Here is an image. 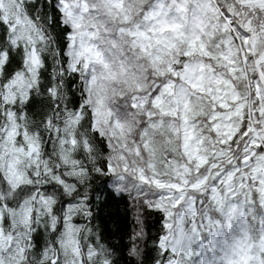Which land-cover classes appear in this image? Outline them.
I'll use <instances>...</instances> for the list:
<instances>
[{"label": "snow or ice", "instance_id": "snow-or-ice-1", "mask_svg": "<svg viewBox=\"0 0 264 264\" xmlns=\"http://www.w3.org/2000/svg\"><path fill=\"white\" fill-rule=\"evenodd\" d=\"M0 264H264V0H0Z\"/></svg>", "mask_w": 264, "mask_h": 264}, {"label": "trees", "instance_id": "trees-1", "mask_svg": "<svg viewBox=\"0 0 264 264\" xmlns=\"http://www.w3.org/2000/svg\"><path fill=\"white\" fill-rule=\"evenodd\" d=\"M92 186L96 190L90 189V199L96 216V219L92 221L94 228L102 232L113 245L126 244L125 233L131 231L132 212L134 211L128 192L118 191L109 178L100 176L94 178ZM121 236H124L123 241H121Z\"/></svg>", "mask_w": 264, "mask_h": 264}]
</instances>
